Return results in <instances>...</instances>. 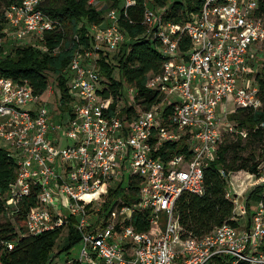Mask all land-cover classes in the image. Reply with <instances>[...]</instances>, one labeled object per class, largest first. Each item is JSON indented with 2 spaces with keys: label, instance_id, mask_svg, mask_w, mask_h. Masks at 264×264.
<instances>
[{
  "label": "built area",
  "instance_id": "obj_1",
  "mask_svg": "<svg viewBox=\"0 0 264 264\" xmlns=\"http://www.w3.org/2000/svg\"><path fill=\"white\" fill-rule=\"evenodd\" d=\"M43 1L11 2L4 10L6 34L28 43L61 28L40 7ZM121 2L124 15L135 4ZM88 3L104 7L102 0ZM165 9L144 2L142 23L162 57L159 72L146 80L161 97L147 109L137 108L133 85L122 84L112 113L107 111L114 98L98 91L100 52L117 50L126 40L116 7L106 8L102 20L89 25V43L78 45L65 69L64 112L47 106V98L56 93L51 82L35 95L25 80L0 75V146L16 162V176L2 197L7 215L18 214V201L35 191L36 204L24 215L25 234L72 222L80 234L79 264H264L261 202L247 214L245 201L226 190L233 215L200 237L184 235L174 212L182 193H202L203 169L223 136L246 137L230 114L261 106L249 63L264 42V0H201L183 23L164 21ZM184 37L188 45L182 49ZM124 107L130 110L121 114ZM259 125L264 127V121ZM260 163L259 174L246 173L257 185L264 183V151ZM126 171L138 181L136 200L125 204L119 197L103 208L99 198L120 185ZM92 203L95 209L86 208ZM145 211L148 228L138 231L132 215ZM88 216L94 219L90 223ZM1 243L8 249L14 244Z\"/></svg>",
  "mask_w": 264,
  "mask_h": 264
},
{
  "label": "trees",
  "instance_id": "obj_2",
  "mask_svg": "<svg viewBox=\"0 0 264 264\" xmlns=\"http://www.w3.org/2000/svg\"><path fill=\"white\" fill-rule=\"evenodd\" d=\"M13 1L16 0H0L4 5L2 10L0 4V75L19 83L25 80L35 95L42 94L48 83L51 82L53 86L55 83L59 90L56 100L60 103L56 110L61 109L64 112L67 105L65 101L68 98L66 86L68 76L65 67L78 45L89 43L91 37L89 25L102 20L106 6L96 8L89 4L88 0H44L40 7L52 18L59 20L61 28L43 34L44 45L48 49L43 51L27 44L11 43L9 47L5 45L9 42V36L5 31L7 21L4 10ZM144 2L159 11L167 7L161 12L164 21L183 23L190 12L198 10L201 0H135L134 5L126 8L125 15L122 12L121 1L114 0L111 3L119 11L118 25L125 32L126 40L114 51L113 60L109 58L106 49L100 52L98 58L100 75L108 80L100 82L102 87L98 91L104 97L114 98L108 113L114 111L116 100L122 93L123 83L136 87V103L141 109H147L161 97L158 91L146 86L147 76L159 72L162 57L157 40L149 37L142 23ZM75 34L79 37L78 41L73 38ZM67 35H70L69 39H66ZM187 45L188 41L184 37L180 47L185 49ZM114 69L117 70L118 78H112ZM48 77H51V80ZM254 78L261 106L257 109L237 108L229 116L238 127L247 131L246 137L225 134L215 157L203 169L202 193L184 192L175 201L174 212L184 229V235L200 237L229 221L234 212V204L226 196V190L230 186L228 174L238 170L258 173L257 167L264 151V127L259 125L264 121V78L258 74ZM129 110L124 107L120 112L124 114ZM259 146L262 148L257 158L254 149ZM170 148L176 150L174 145H170ZM15 176V158L0 146V216H5L8 212L2 197ZM138 185V181L130 177L127 190L120 185L110 188L109 199L104 201L103 208L108 206L115 195L123 196L125 204L135 201L136 198L133 196L136 197ZM35 193L32 191L29 196H24L18 201L19 212L12 216L14 222L10 220L0 222V264H52V258L56 253L68 252L80 241V234L72 222L36 235L25 234L24 215L29 206L36 204ZM251 201L264 205V183L254 186L245 197L247 214L250 212ZM131 224L138 231L146 230L148 212H135ZM65 230L62 242L57 243ZM1 240L13 241V247L8 249L2 245ZM54 248H57V251L52 254Z\"/></svg>",
  "mask_w": 264,
  "mask_h": 264
},
{
  "label": "rangeland",
  "instance_id": "obj_3",
  "mask_svg": "<svg viewBox=\"0 0 264 264\" xmlns=\"http://www.w3.org/2000/svg\"><path fill=\"white\" fill-rule=\"evenodd\" d=\"M102 1H103V6H106V8L114 7V6L111 5V3L114 2V0H102ZM119 1H121V0H119ZM0 4H1V9L3 10L4 9V5H3L2 2H0ZM69 38H70V35H67L66 36V39H69ZM11 43L12 44H15V43L27 44V45L34 46V47H38V48H41V46L44 45L43 37L33 39L32 42H28V43H25V40L17 41V40L12 39L11 37H9V42L6 43L5 45H7V47H9L10 46L9 44H11ZM258 49H259L258 55L255 56L254 60H251V62L249 63V75H250V77H253V79H254L255 75H257V74L261 78H264V42H262L261 44H259ZM43 51H48L47 47ZM106 51H108L109 58L111 60H113L112 55H113L114 51H116V50L107 49ZM68 65H69V63L67 64V66L65 67V69H67ZM96 66H97V72H98V77H99L98 83L102 82L103 80H107L103 75H100L101 73L99 71V61L98 60H97ZM118 77H119V75L117 73V70L114 69V71L112 72V78H118ZM48 79L51 80V77H48ZM97 87H98V89H101L102 86L99 85ZM54 91L56 93L54 95H51L50 97L47 98V106L49 107V109L52 112H55L56 113V109H57V106H58L56 97L59 94V90H58V87L55 85V83H54ZM24 107H27V106H24ZM233 107L234 106L230 104V108H233ZM137 108L138 109H141V107L139 105H137ZM55 118L56 119L58 118L56 116V114H55ZM232 122H234V121H232ZM70 142H71V140H69V143ZM261 148L262 147L259 146L258 148L254 149V153H255V156L257 158H259L258 153L260 152V149ZM260 162H261V160H260ZM262 171H264V169H262ZM246 173H248V172L247 171H244V170H238V171H235V172H231L227 176V180L229 181V184H230V186L228 188L230 194H233L234 196L237 195L238 196V201L241 202V203H244L245 197L247 196L248 192L255 185H257V183H253L252 182V181H255V178H252V181H251L250 178L246 177ZM128 178H129V173L126 171L124 180L122 182H120V186L121 187L126 186ZM231 182H232V184H231ZM109 189L103 195V197H104L105 200L102 197L99 198V204L100 203L101 204H104V201H106L107 199H109V196H108ZM136 196H137V194H136ZM119 197H120V200L121 199L124 200V197L121 196V195H115V197L112 198V199H117L118 200ZM133 197L136 198L135 196H133ZM112 199H111L110 203L108 204L107 208L112 205V203L114 201ZM85 206H87L86 208H88V209L89 208L95 209L94 208V203H92L91 205H88L87 204ZM255 206H256V201H251L250 202V209L253 210L255 208ZM64 211H65V209H64ZM93 211L94 210H92V212ZM99 213H100V211H99ZM160 219L163 220V216L162 215L160 216ZM6 220H10L11 222H14V219L11 216V214H8V215L6 214L5 216H3V215L0 216V222L6 221ZM86 220H87L88 223H90L94 219L92 217L88 216V217H86ZM70 221H73V219H70ZM65 234H66V230L63 233V235L57 240V243L62 242L63 237H64ZM56 251H57V248H54L52 254H55ZM80 253H81V244H80V241H79V242L75 243L68 252L61 251L59 253H56L55 256L52 258L51 263L52 264H79Z\"/></svg>",
  "mask_w": 264,
  "mask_h": 264
},
{
  "label": "bare ground",
  "instance_id": "obj_4",
  "mask_svg": "<svg viewBox=\"0 0 264 264\" xmlns=\"http://www.w3.org/2000/svg\"><path fill=\"white\" fill-rule=\"evenodd\" d=\"M246 177L250 178V175H247V174H246Z\"/></svg>",
  "mask_w": 264,
  "mask_h": 264
}]
</instances>
